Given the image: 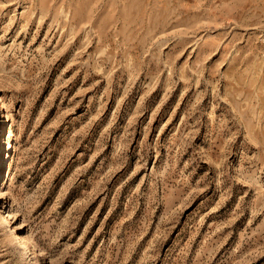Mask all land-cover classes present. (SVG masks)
Instances as JSON below:
<instances>
[{"label":"rangeland","instance_id":"rangeland-1","mask_svg":"<svg viewBox=\"0 0 264 264\" xmlns=\"http://www.w3.org/2000/svg\"><path fill=\"white\" fill-rule=\"evenodd\" d=\"M0 125V264H264V0H0Z\"/></svg>","mask_w":264,"mask_h":264},{"label":"bare ground","instance_id":"bare-ground-1","mask_svg":"<svg viewBox=\"0 0 264 264\" xmlns=\"http://www.w3.org/2000/svg\"><path fill=\"white\" fill-rule=\"evenodd\" d=\"M2 105V104H1ZM0 132H1V125H0ZM5 196H6V193H5V191H4V189H2L1 188V182H0V205L2 204V199H4L5 198ZM5 214H6V217H5V220H6V223H7V225L8 226H10V228H11V230L15 227V225H14V223L13 222H15V218H16V215H15V213H14V211L12 210V208L10 207V209L8 210V211H6L5 210ZM12 223H13V225H12ZM12 225V226H11ZM21 229V227L20 228H18V229H16V230H20ZM15 231V230H14ZM17 239L20 241V244L23 246V247H25V246H27V247H29V246H31V242H30V240L29 239H27V237L26 236H23V235H18L17 236ZM31 248L32 249H34V251H35V248H34V246H31ZM34 254H36L35 252H34Z\"/></svg>","mask_w":264,"mask_h":264}]
</instances>
